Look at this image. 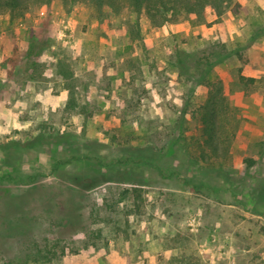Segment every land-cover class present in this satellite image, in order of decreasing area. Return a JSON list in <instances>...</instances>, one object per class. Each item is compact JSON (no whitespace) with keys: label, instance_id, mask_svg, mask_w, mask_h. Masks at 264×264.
<instances>
[{"label":"rangeland","instance_id":"1","mask_svg":"<svg viewBox=\"0 0 264 264\" xmlns=\"http://www.w3.org/2000/svg\"><path fill=\"white\" fill-rule=\"evenodd\" d=\"M235 2L219 21L207 11L201 23L162 27L79 0L0 15V145L57 132L100 143L105 164L122 145L155 147L163 159L145 169L138 193L109 182L71 203L61 176L96 172L100 161L70 162L65 141L10 147L6 161L0 151V264H264V204L251 195L264 178V0ZM221 44L225 58L205 80L179 73L177 50L220 52ZM58 60L70 65L87 115L64 110ZM239 72L254 82L241 84ZM217 88L240 123L230 156L204 151L205 162L200 109ZM206 164L228 181L204 178ZM27 190L36 192L12 216L26 217L13 238L3 200Z\"/></svg>","mask_w":264,"mask_h":264},{"label":"trees","instance_id":"2","mask_svg":"<svg viewBox=\"0 0 264 264\" xmlns=\"http://www.w3.org/2000/svg\"><path fill=\"white\" fill-rule=\"evenodd\" d=\"M49 0H0V15L8 14L11 16H19L30 5H40ZM83 3H93L97 6H106L114 13H120L124 9H131L135 13H142L147 18L152 27H162L166 24H176L184 20L194 17L193 23H201L207 11L213 17V21H219L224 15L225 11L232 5H236V0H79ZM220 46V52L203 50L199 53H184L180 50L176 51L177 67L180 74L187 75V79L195 76L198 79L205 80L209 75L211 68L218 64L225 58L221 56L225 46ZM209 66L203 70L199 66L204 65L205 62L211 61ZM201 70H200V69ZM241 69V68H240ZM192 71V72H189ZM202 71V72H200ZM56 74L63 80V87L67 90L68 98L64 106V110L71 114H88L86 112V105L79 102L76 92V84L74 73L70 65L63 60H58ZM189 75V76H188ZM239 82L241 84L253 83V78H246L239 72ZM201 130L200 138L197 141V146L202 150L201 159L207 162L204 156V151H209L211 156L209 158H227L230 156V148L236 137L239 128L240 120L236 112L230 107L228 100L222 95L221 88L211 90L208 94L205 105L200 109ZM68 137L63 134L40 133L36 137L24 141H12L0 145V151L4 155V161L9 157L10 147L16 150L23 148H37L42 143L59 146L65 141L73 149L70 157L71 161H83L88 163L91 159L100 161L97 166H100L96 172H82L67 174L61 176V182L65 188L68 200H74L78 195L87 192L94 187H98L104 183H128L133 187L134 192L138 193V185L144 175L147 167L158 168L163 163L161 151L151 146H131L122 145L118 156L110 158L107 164L102 163V157L98 155V150L94 147L101 146L100 143L90 141L84 144H78L74 141H67ZM79 153L80 155H78ZM94 154V155H93ZM62 166L61 161L58 163L54 171L60 170ZM104 167V170L102 169ZM200 174L204 178L217 177L228 181L226 173L222 168L206 164L205 168H201ZM215 173V174H214ZM229 179V178H228ZM35 190H27L23 194L10 195L3 200L5 211L7 212V231L9 236L16 238L19 233L25 229L24 215L20 218H13L12 216L19 212L25 205V202L34 195ZM128 191V190H127ZM251 195L256 202L264 204V178H256L254 185L251 188ZM73 207L67 208L66 214L62 217L67 224L73 222L74 215L71 213ZM10 219V220H9ZM40 252V251H39ZM36 255V254H35ZM38 255V252H37Z\"/></svg>","mask_w":264,"mask_h":264}]
</instances>
